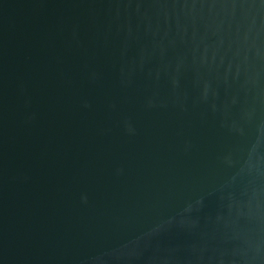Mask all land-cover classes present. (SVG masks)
<instances>
[{
	"label": "water",
	"instance_id": "95a60500",
	"mask_svg": "<svg viewBox=\"0 0 264 264\" xmlns=\"http://www.w3.org/2000/svg\"><path fill=\"white\" fill-rule=\"evenodd\" d=\"M0 264H264V0H0Z\"/></svg>",
	"mask_w": 264,
	"mask_h": 264
}]
</instances>
